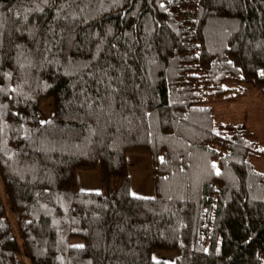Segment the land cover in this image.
I'll return each instance as SVG.
<instances>
[{
  "label": "trees",
  "instance_id": "trees-1",
  "mask_svg": "<svg viewBox=\"0 0 264 264\" xmlns=\"http://www.w3.org/2000/svg\"><path fill=\"white\" fill-rule=\"evenodd\" d=\"M228 86L264 100V0H0V264H264V147L217 121ZM98 169L117 188L79 191Z\"/></svg>",
  "mask_w": 264,
  "mask_h": 264
},
{
  "label": "rangeland",
  "instance_id": "rangeland-1",
  "mask_svg": "<svg viewBox=\"0 0 264 264\" xmlns=\"http://www.w3.org/2000/svg\"><path fill=\"white\" fill-rule=\"evenodd\" d=\"M227 93L223 94L218 100L212 104L215 110L218 122L226 123H242L247 129L255 133L264 147V100L257 95L256 92L247 91V95L240 99H235L233 87H227ZM53 113V100L49 99L39 108V120L41 123L46 122ZM128 172L131 178V195L142 198H153V174L151 157L142 154H130L127 156ZM213 165L218 170L217 160H213ZM254 166L256 169L264 173V160L255 159ZM113 188L119 184L118 180H113ZM78 190L83 192L100 193L103 190L100 169L93 172H79L77 176ZM0 191L6 201L0 183ZM9 218L14 223V219L9 213ZM19 245L22 247V241L19 239L17 228L14 225ZM71 246H80L82 241L71 240ZM152 259L155 261H164L166 264H176L177 254L173 251L154 250ZM26 264H30L29 260L24 257Z\"/></svg>",
  "mask_w": 264,
  "mask_h": 264
},
{
  "label": "crops",
  "instance_id": "crops-1",
  "mask_svg": "<svg viewBox=\"0 0 264 264\" xmlns=\"http://www.w3.org/2000/svg\"><path fill=\"white\" fill-rule=\"evenodd\" d=\"M114 184V182H110V186H109V188L108 187H106V186H104V184L102 183V186H103V190H102V192H105L107 189H109V190H115L116 188H113L112 187V185Z\"/></svg>",
  "mask_w": 264,
  "mask_h": 264
}]
</instances>
